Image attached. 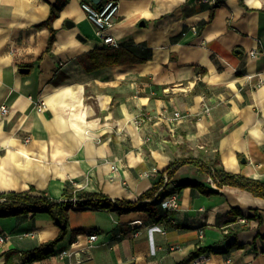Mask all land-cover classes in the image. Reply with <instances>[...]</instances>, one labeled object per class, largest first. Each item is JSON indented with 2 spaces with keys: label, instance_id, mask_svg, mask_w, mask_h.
<instances>
[{
  "label": "crops",
  "instance_id": "0c3cea01",
  "mask_svg": "<svg viewBox=\"0 0 264 264\" xmlns=\"http://www.w3.org/2000/svg\"><path fill=\"white\" fill-rule=\"evenodd\" d=\"M81 1L59 9L50 44L40 24L56 0H0V105L10 109L0 194L34 187L62 200L68 187L140 202L159 189L150 210L72 209L64 238L29 264H193L198 254L202 264H264V198L218 187L191 160L264 182V0H119L109 32L130 53L98 67L93 52L119 47L96 35ZM167 198L177 205L162 207ZM233 208L242 214L229 217ZM1 233L4 264L60 227L42 209L0 217Z\"/></svg>",
  "mask_w": 264,
  "mask_h": 264
},
{
  "label": "trees",
  "instance_id": "16d2710c",
  "mask_svg": "<svg viewBox=\"0 0 264 264\" xmlns=\"http://www.w3.org/2000/svg\"><path fill=\"white\" fill-rule=\"evenodd\" d=\"M67 1L68 0H56V2L52 3L49 17L40 24L42 26L46 25L50 27L52 32L50 44L54 39L55 31L53 29L52 22L57 16L59 9ZM120 47L117 48L116 51L112 52H109L108 50H98L96 52H93L104 58L103 62L99 64L95 63L94 67H98L108 61L123 63V57L129 55L130 50L125 48L122 49ZM191 160L197 162L202 171L213 177L214 183L218 187H223L224 185L239 187L252 193L254 196L264 198V182L258 179L240 176L228 172L222 166L218 165L217 162L214 164H208L198 159ZM188 161L190 160L185 159L174 162L168 169V174L173 175L180 166L187 163ZM180 185L187 186L189 185V182H182ZM158 189L159 186L155 185L151 190L142 194L140 202H130L125 200L114 201L102 192H90L86 190L75 191L73 189L69 190L68 187L64 192L65 199L62 200H55L50 197L45 191L37 190L34 187H31L29 190L24 192H4L0 194V217L19 215L35 210L44 209L45 211H48L50 213L54 223L60 227V234L55 239L43 243L38 247L30 250H9L5 253L4 264H29L35 259L48 255L50 251L43 252V250L48 246L57 244L64 238V235L67 231L69 212L72 209L92 207L96 209H112L121 212L132 209L150 210L148 206L150 203H152L151 201H154V196ZM74 196L77 197V201L75 203L68 200L69 198H72ZM240 214H242V211L239 208H233L228 216L233 217ZM228 221L230 220L228 219Z\"/></svg>",
  "mask_w": 264,
  "mask_h": 264
},
{
  "label": "built area",
  "instance_id": "2783aa9c",
  "mask_svg": "<svg viewBox=\"0 0 264 264\" xmlns=\"http://www.w3.org/2000/svg\"><path fill=\"white\" fill-rule=\"evenodd\" d=\"M81 8L87 13L88 18L94 23L96 27V35L102 38L105 45L113 46V47H120V42L109 32V30L113 27L116 17L119 12L120 3L119 0H102L99 3L94 2L93 0H82L81 1ZM258 50H251L250 54L252 57L259 56ZM263 81V78L260 79ZM35 107L37 110L41 111L46 107V102L44 100H36ZM10 109L6 103L0 105V116H5L9 113ZM182 116V113L177 111L174 114V119H178ZM115 168V167H114ZM211 181L214 183L213 177H211ZM155 198L154 200H156ZM68 200L72 202L77 201V197L69 198ZM160 204L164 208L176 206V200L172 198H167L160 201ZM134 236L139 234L138 231L133 232ZM96 234H90L89 240L93 242L96 240ZM8 239V234L1 233L0 234V243L4 242ZM72 255V251L65 249L59 253L60 257L70 256ZM207 260L206 254H198L193 259V264H202Z\"/></svg>",
  "mask_w": 264,
  "mask_h": 264
},
{
  "label": "water",
  "instance_id": "95a60500",
  "mask_svg": "<svg viewBox=\"0 0 264 264\" xmlns=\"http://www.w3.org/2000/svg\"><path fill=\"white\" fill-rule=\"evenodd\" d=\"M96 3H99L101 0H93ZM67 25H72L70 22H67ZM22 72H29V68H21Z\"/></svg>",
  "mask_w": 264,
  "mask_h": 264
}]
</instances>
